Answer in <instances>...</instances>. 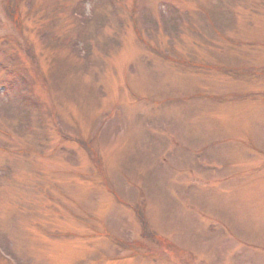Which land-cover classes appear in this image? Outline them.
I'll use <instances>...</instances> for the list:
<instances>
[{
  "label": "rangeland",
  "instance_id": "rangeland-1",
  "mask_svg": "<svg viewBox=\"0 0 264 264\" xmlns=\"http://www.w3.org/2000/svg\"><path fill=\"white\" fill-rule=\"evenodd\" d=\"M16 1L0 264H264V0Z\"/></svg>",
  "mask_w": 264,
  "mask_h": 264
},
{
  "label": "trees",
  "instance_id": "trees-1",
  "mask_svg": "<svg viewBox=\"0 0 264 264\" xmlns=\"http://www.w3.org/2000/svg\"><path fill=\"white\" fill-rule=\"evenodd\" d=\"M11 1H14V0H11ZM23 1L24 0H22V1H16V3H17V5H14V6H12L11 8H10V6L8 5V9H9V12H10V14H11V16H12V20H13V22L17 25V26H20V28H22L23 27V22H24V17H23V13H22V3H23ZM27 1H29V0H27ZM25 2H26V0H25ZM8 3V2H7ZM83 10V6H80L78 9H75V13L74 14H79L80 15V17H81V22H83V24L85 25V26H89L88 25V23H90V22H88V20H89V18L87 17V16H85L84 15V12L82 11ZM175 19V18H174ZM167 28H168V30H169V28H171V29H175V30H179V28H178V25L177 24H175V23H170V25L168 26L167 25ZM81 33H83L82 31H81ZM91 46V45H90ZM88 55H91V52L88 54ZM16 93H19V96H22V93H21V91H20V89L19 88H17L16 89V91H15ZM18 94H16V96H17ZM23 97V96H22ZM21 102L24 104V103H28V104H30V101L29 100H26V99H22L21 100Z\"/></svg>",
  "mask_w": 264,
  "mask_h": 264
}]
</instances>
